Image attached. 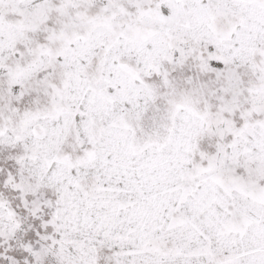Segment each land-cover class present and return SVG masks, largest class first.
<instances>
[{"label": "snow or ice", "instance_id": "1", "mask_svg": "<svg viewBox=\"0 0 264 264\" xmlns=\"http://www.w3.org/2000/svg\"><path fill=\"white\" fill-rule=\"evenodd\" d=\"M0 264H264V0H0Z\"/></svg>", "mask_w": 264, "mask_h": 264}]
</instances>
